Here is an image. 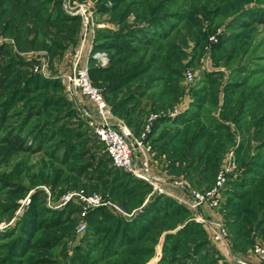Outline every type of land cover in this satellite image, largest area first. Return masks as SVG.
<instances>
[{
    "label": "rangeland",
    "instance_id": "obj_1",
    "mask_svg": "<svg viewBox=\"0 0 264 264\" xmlns=\"http://www.w3.org/2000/svg\"><path fill=\"white\" fill-rule=\"evenodd\" d=\"M260 12L264 0H0V68H15L0 90V108L9 110L4 127L18 128L31 145L23 152L0 141V264L41 258L47 264H235L227 250L248 264H264L253 252L257 245L264 249V225L256 230L254 222L264 217L262 209L246 205L254 218L241 214L251 223L246 241L235 242L229 224L236 218L230 212L246 204L239 195L252 190L245 179L264 178V22L247 18ZM146 24L154 36L150 45L128 53L94 48L97 37ZM81 26L79 64L111 117L140 141L149 169L200 193L213 187L216 175L224 178L214 206L201 208L223 228L221 257L211 251L217 247L212 225L194 221L195 213L176 199L111 170L63 78L75 50L59 57L61 48L76 32L79 46ZM90 66L104 72L88 74ZM115 81L121 82L116 89ZM204 129L210 131L193 136L192 147L199 152L197 144L211 138L205 163L199 156L171 159L173 150L185 152L193 130ZM33 132L52 140L33 145ZM72 190L110 205L64 202ZM47 222L52 228L27 230ZM172 235L180 240L176 250L173 240L168 244ZM43 241L52 247L41 248ZM28 242L35 247L19 245ZM194 242L202 245L195 249Z\"/></svg>",
    "mask_w": 264,
    "mask_h": 264
},
{
    "label": "built area",
    "instance_id": "obj_2",
    "mask_svg": "<svg viewBox=\"0 0 264 264\" xmlns=\"http://www.w3.org/2000/svg\"><path fill=\"white\" fill-rule=\"evenodd\" d=\"M82 11L78 10L80 13ZM85 20V18L83 17ZM80 42L74 54L69 60V66L63 74L66 91L77 110L86 122L92 135L102 144L106 151L109 163L114 168L125 171L131 177L142 181L150 187L151 191L158 195H166L184 204L195 213L194 221L201 224L212 225V239L216 242L218 251L223 247L222 238L224 232L221 224L213 220H206L201 213V208L206 204L208 208L215 204L216 190L223 183L224 178L220 174L215 176L214 185L209 191L200 193L196 190L186 188L180 180L154 174L147 164L142 150V145L131 133L122 120L114 119L109 114L108 106L102 99L101 92L89 80L85 65L79 64V53L82 49V40L85 31L80 28ZM63 201H76L83 207L103 205L95 194H83L81 190H72L63 195ZM110 205V204H109ZM226 252V251H225ZM254 253L264 261V249L259 245L254 247ZM226 257L235 264H248L240 260L236 255L227 250ZM228 255V256H227Z\"/></svg>",
    "mask_w": 264,
    "mask_h": 264
},
{
    "label": "trees",
    "instance_id": "obj_3",
    "mask_svg": "<svg viewBox=\"0 0 264 264\" xmlns=\"http://www.w3.org/2000/svg\"><path fill=\"white\" fill-rule=\"evenodd\" d=\"M247 18H248V20L251 19L253 21L264 22V12L255 13L252 16L249 15V16H247ZM146 27H147V24H146ZM162 32H164V31H162V30L158 31V33L155 34V35L157 37L158 36L159 37H163ZM76 34H77V32L75 33V35ZM75 35H74V37L71 40L65 42V44L61 48L59 57L61 56L62 52H65V51L73 52L75 50V48H76ZM153 37H154L153 35L148 36V27H147V29L143 28V29H139V30L138 29L137 30H127L123 35H120V36H118L115 33L110 32L109 34H104L103 37H97L96 39H94V44H95L94 48H95V50L100 49V50H104V51L105 50H112V51L113 50H120V51L126 52V53L134 52V50H135L134 48H136V47L143 46V45H150L152 43V41H153ZM14 72H15V68L9 63H6L5 65H3L0 68V90L4 88V86L7 84V82L9 81L10 77L12 76V74ZM98 72H104V71H102V70L100 71L99 68L97 69V68H94L93 66L88 67V74H91V73L98 74ZM125 76L127 77V74L123 75L122 77H119L120 80L121 79L122 80L125 79ZM24 82L26 84V81H24ZM119 82L120 81L113 82V83H115V85L113 86L114 89H116L118 84L121 83V82L120 83ZM111 85H113V84H111ZM113 88H111L109 91L113 92L114 91ZM8 100H9V98H8ZM42 103H44V101ZM42 103H40L39 105H42ZM6 106H7V104L6 105L3 104V106H2L5 110H2L3 108L2 109L0 108V131L4 130L3 131V135L0 137V141H2L8 147L10 146V147H12V148H14L15 150H18V151L25 152V151L30 150L31 145L29 146V144H26L25 139H22V137L19 136V132H17L18 128L16 129V128L10 127L8 129H6L4 127V123L8 119L7 114H8V111H9ZM111 109L114 111L116 108L114 106H112ZM219 130L221 131L220 128H219ZM208 131H210V130H205L204 129L201 132H199L197 130H193L192 131V133H193L192 137H190V143H188L186 145V147H185L186 148L184 150L185 152L181 153L180 150H178V149L177 150H173L172 154L174 156H172L173 158H171V159L172 160H176L177 158L175 156L178 157V156L181 155V156H184V158H186V156H187L189 158V161L192 162L193 158H196L197 156H199V158H198L199 160H201L204 157L203 158V163H205L206 160H207L206 157H207L208 150H210V151L213 150L211 145L208 143V140L211 139V138L210 137H209V139L206 138L205 142H202V144L200 143L199 145L197 144V146L203 147V148H199L198 149L199 152H195V150H193V148L196 147V146L192 147L193 143H195V142H193L192 139L194 138L193 136H196V139H197V137H198L197 135L198 134L199 135L200 134L204 135V133H208ZM32 134H33V136H31V137L33 138L32 139L33 140V145L34 144L38 145L41 142L42 143H46V142L52 140V139L46 140L45 134H40V132L39 133H34L33 132ZM191 140H192V143H191ZM99 145L101 146L102 144L99 143ZM104 153H105V156H106V158H107V160L109 162V159L107 157L106 151ZM185 167L186 168H188V167L190 168L191 165H186ZM111 170L114 171L117 174H120V173L125 174L126 173L125 171H123V170H121L119 168L115 169V168L112 167ZM250 178L249 179L248 178L245 179V181H248L246 185L250 186L252 188V190L245 191L246 195H239L240 198H245L246 199V204L245 205L240 204L239 206H237L238 210H232L230 212V214H229L231 216H233V215L236 216V218H234L232 220V222H229V224L234 225L232 238L234 239L235 242L239 241L240 238L241 239L244 238L245 241L247 240L246 237H247L248 231L250 230L251 223L248 221V219H246V220L243 219L241 217V214L242 215L244 214L247 218H249V217L250 218H254V216L252 215L253 211H251L249 209V207H247V206L259 207L260 209H262V211L264 213V178L261 179L260 181H257L256 179L254 180L253 177H250ZM135 181L139 182L144 188H148V186L145 183H143L142 181L137 180V179H135ZM250 194H252V196H255V198L252 199L250 197H247ZM164 199H165L164 197L159 196V198H158L159 205L164 203V201H162ZM153 204H155V203H153ZM157 204H158V202H157ZM227 205H228V202H227ZM235 208H236V206H235ZM174 214H176V213H174ZM177 214H179V213H177ZM165 216H167V214ZM53 221H54V224H53L54 227H57L60 224L58 222V220H53ZM254 222H255V226H256L255 228L257 230L258 229L257 227H259L261 225H264V217L261 216V217L257 218L256 221H254ZM38 224H35V226L33 224L29 225L27 230H31L32 228H36L37 230H43L45 228H49L50 227L49 222L41 224V225H38ZM189 227L190 226L187 225L185 230H188ZM261 227L262 228H260L259 231H260V233H264V226H261ZM50 228H52V227H50ZM181 234H183V232ZM184 236H187V235L185 234ZM177 238L178 237H176L175 235L174 236L172 235V236L168 237V241H169L168 244H170L171 240H173L172 241V243H173L172 250H176V247L179 246V244H180V240H177ZM198 241L200 243V241H202V240H197V242ZM199 243H196V242L193 243L195 249L202 245V244L200 245ZM241 244H242V242H241ZM19 245L22 246V247L27 248V251H28V248H34L35 247V245H32L29 242L26 245L25 244H19ZM39 246H41V248H48V247L50 248V247H52V246H49L47 241H43V242L39 243ZM193 251H194V249H193ZM211 251L213 252V254H215V255H217L219 257L222 256V254H220L218 249L216 247H214V246L211 247ZM183 254H185V253H183ZM36 262H37L36 264H47V263H49L48 260H46V258L37 259Z\"/></svg>",
    "mask_w": 264,
    "mask_h": 264
}]
</instances>
